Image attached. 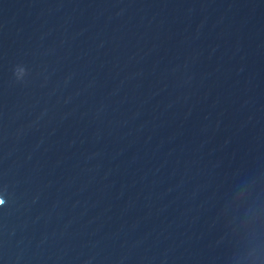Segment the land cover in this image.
<instances>
[{
	"label": "water",
	"instance_id": "95a60500",
	"mask_svg": "<svg viewBox=\"0 0 264 264\" xmlns=\"http://www.w3.org/2000/svg\"><path fill=\"white\" fill-rule=\"evenodd\" d=\"M0 264H264V0H0Z\"/></svg>",
	"mask_w": 264,
	"mask_h": 264
}]
</instances>
